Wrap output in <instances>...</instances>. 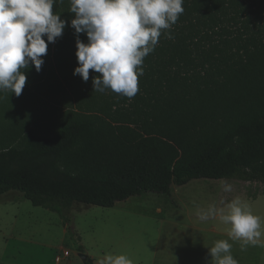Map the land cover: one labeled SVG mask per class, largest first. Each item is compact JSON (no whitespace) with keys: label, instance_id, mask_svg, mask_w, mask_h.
Here are the masks:
<instances>
[{"label":"trees","instance_id":"obj_1","mask_svg":"<svg viewBox=\"0 0 264 264\" xmlns=\"http://www.w3.org/2000/svg\"><path fill=\"white\" fill-rule=\"evenodd\" d=\"M183 7L128 98L94 91L92 70L87 82L73 75L74 14L70 0L54 4L62 36L19 97L0 92V196L18 191L64 217L75 202L114 207L193 179L264 184V0Z\"/></svg>","mask_w":264,"mask_h":264},{"label":"rangeland","instance_id":"obj_2","mask_svg":"<svg viewBox=\"0 0 264 264\" xmlns=\"http://www.w3.org/2000/svg\"><path fill=\"white\" fill-rule=\"evenodd\" d=\"M223 182L232 185L223 191ZM239 197L264 225V184L240 179H193L172 185V193L147 192L117 202L114 207L75 202L62 217L34 205L18 191L0 196V264H84L80 253L95 260L105 254H127L134 264H208V248L218 240L232 243L239 264H264V236L241 250L228 236L229 225L210 218L201 221L197 209L224 207ZM80 246L84 247L79 251Z\"/></svg>","mask_w":264,"mask_h":264},{"label":"clouds","instance_id":"obj_3","mask_svg":"<svg viewBox=\"0 0 264 264\" xmlns=\"http://www.w3.org/2000/svg\"><path fill=\"white\" fill-rule=\"evenodd\" d=\"M63 0H0V92L19 97L27 82L26 70L39 72L48 46L61 37L68 22L53 6ZM184 0H70L74 18L78 66L73 75L84 82L93 76L94 91L106 89L131 98L139 91L144 58L152 53L162 34L170 30L184 12ZM87 36V43L80 34ZM46 38V39H45ZM223 191L232 185L223 182ZM201 221L210 218L229 225L228 236L240 241L241 250L261 243L264 225L250 205L239 197L218 208L197 209ZM232 243L218 240L208 248V264H239L231 254ZM97 264H134L127 254H105Z\"/></svg>","mask_w":264,"mask_h":264},{"label":"built area","instance_id":"obj_4","mask_svg":"<svg viewBox=\"0 0 264 264\" xmlns=\"http://www.w3.org/2000/svg\"><path fill=\"white\" fill-rule=\"evenodd\" d=\"M70 256V251L69 250H65L63 253L58 254L55 258L56 263H61L63 261V259L68 258Z\"/></svg>","mask_w":264,"mask_h":264},{"label":"water","instance_id":"obj_5","mask_svg":"<svg viewBox=\"0 0 264 264\" xmlns=\"http://www.w3.org/2000/svg\"><path fill=\"white\" fill-rule=\"evenodd\" d=\"M80 256L85 260L89 255L86 253L81 252Z\"/></svg>","mask_w":264,"mask_h":264},{"label":"crops","instance_id":"obj_6","mask_svg":"<svg viewBox=\"0 0 264 264\" xmlns=\"http://www.w3.org/2000/svg\"><path fill=\"white\" fill-rule=\"evenodd\" d=\"M94 260V259H93ZM58 264V263H57ZM60 264V263H59ZM94 264H97V260L94 261Z\"/></svg>","mask_w":264,"mask_h":264}]
</instances>
